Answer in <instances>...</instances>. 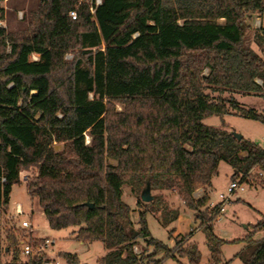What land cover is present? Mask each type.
<instances>
[{
  "label": "trees",
  "instance_id": "obj_1",
  "mask_svg": "<svg viewBox=\"0 0 264 264\" xmlns=\"http://www.w3.org/2000/svg\"><path fill=\"white\" fill-rule=\"evenodd\" d=\"M39 2L24 32L0 27V264L4 251L12 255L9 264L19 259L15 230L6 232L3 246L1 210H9L21 173L32 168L37 175L27 193L38 199L49 227L74 228L78 241L101 243L107 253L98 264H147L155 256L162 259L154 264H202L198 246L189 242L193 233L174 248L152 237L148 215H160L168 227L179 213H169L160 196L143 202L147 187L177 191L205 236L208 264H228L222 260L228 242L214 232L220 207H209L206 190L222 162L233 168V180L244 184L259 170L264 182V149L239 142L224 121L221 128L203 121L234 111L264 123V115L234 98L264 97V29L256 34L262 55L246 46L264 0H102L95 15L80 0ZM55 144L63 150L56 152ZM130 182L146 207L134 236L123 201ZM199 190L204 193L196 198ZM263 228L261 221L243 240L235 257L242 264H264V238L253 240ZM139 240L153 247L151 256L135 253ZM61 256L80 264L76 255Z\"/></svg>",
  "mask_w": 264,
  "mask_h": 264
},
{
  "label": "rangeland",
  "instance_id": "obj_2",
  "mask_svg": "<svg viewBox=\"0 0 264 264\" xmlns=\"http://www.w3.org/2000/svg\"><path fill=\"white\" fill-rule=\"evenodd\" d=\"M39 0H4L2 6L5 9V19L1 26L4 27L8 33L16 34L24 32L29 26L31 13L35 12L39 8ZM252 27L246 35V46L250 47L257 53H261V48L256 43V34H258L257 19L253 20ZM264 28V18H263ZM259 53V54H260ZM262 54V53H261ZM74 58L73 54L66 56V61L70 62ZM38 56H32V60H37ZM210 92V91H209ZM213 97L221 96L223 98H229L227 93L210 92ZM234 98L239 104L248 110H254L259 115H264V97L260 95H234ZM116 111L121 112L122 106L116 105ZM225 116L223 120L219 117H210L203 121L204 125L213 128H221L223 121L226 124V129L229 132L240 133L246 140H249L261 148L264 149V123L247 119L245 117ZM91 138L86 136V143L89 144ZM54 150L59 152L63 150V144H55ZM115 163L114 161H110ZM37 175L35 168L29 171H23L21 173V184L16 185L13 188L11 194V202L9 210L3 212L1 210L2 218V238L3 246L6 244V232L8 230H15L18 236L19 242L21 240H33L35 237L33 232L39 234L43 238H49L54 240L55 244L51 249L50 254L54 256L58 264H68L62 254L76 255L80 264H98L99 260L105 256L107 251L103 245L99 242L95 243H82L75 239V229L68 228L60 231L52 230L49 227L48 221L43 213V210L39 206L38 199H31L27 193L28 183ZM234 175L233 168L225 162H222L219 167V173L214 177L212 181V187L207 189L210 193L212 201L209 205L217 204L219 200V194L226 193L229 185L236 180H241L239 177L233 180ZM252 179L244 182V191H238V193L231 197V203L225 208V212L221 214L219 219L215 222L214 232L215 234L228 242V244L222 247V260L228 262V264H242L239 259H236V255L246 246V242L243 240L253 232V227L259 222H264V182L261 179V173L259 170L253 171ZM132 182L124 187L123 201L130 207L132 229L131 234L134 236L140 229L138 224L139 215L146 209L145 206L139 204V197L132 192ZM153 197L160 196L163 199L164 204L167 207L169 213L178 212L179 217L175 222H172L168 227L162 225L161 216L158 217L148 215L147 221L149 230L153 238L166 244L169 248H174L176 241L193 233L189 242L195 243L202 257V264H208V258L210 253L206 246L205 236L197 230L199 224L196 222L195 213L186 207L185 202L180 197L177 191H154L151 193ZM20 204L23 208L25 215L21 217L15 216L16 205ZM22 221L30 222L32 231L30 229L24 230L21 228ZM174 229L173 235H169L170 231ZM264 238V228L257 232L253 240L260 241ZM19 250V259L14 264H24V258ZM137 255H143L149 257L153 254V247H148L142 240L137 241L135 246ZM162 259V256L152 257L151 263ZM12 261V255L7 252L2 253V263L9 264ZM164 264H188L185 260L176 262L168 260Z\"/></svg>",
  "mask_w": 264,
  "mask_h": 264
},
{
  "label": "built area",
  "instance_id": "obj_3",
  "mask_svg": "<svg viewBox=\"0 0 264 264\" xmlns=\"http://www.w3.org/2000/svg\"><path fill=\"white\" fill-rule=\"evenodd\" d=\"M81 3L87 4L89 6V10L91 14L95 15L97 8L102 5V0H80L79 5ZM70 16L72 19H76L77 11L70 12ZM1 24L2 22H0V27H2ZM257 25L259 27L260 20H258ZM258 83L261 84V82ZM238 191H244V184L240 183L239 180H236L229 185L225 194L224 193L219 194L220 201L217 204L214 203L210 204L209 207L213 208L215 206H219L220 212L221 214H223L225 212L226 206L232 202L231 197L236 195ZM200 196L201 195H199L198 192L195 194L196 198ZM24 215L25 213L22 207L19 204H17L15 210V216L19 218ZM21 228L24 230L30 229V231L33 232L32 226L28 221H22ZM36 241H41V242L38 243ZM54 244L55 241L50 240L49 238H42V239L33 238V240L31 239L21 240L19 242L18 248L20 249L21 255L24 258V264H34L36 262H39L41 258H42V264H58L54 256L50 254ZM134 251H135V247H134Z\"/></svg>",
  "mask_w": 264,
  "mask_h": 264
},
{
  "label": "water",
  "instance_id": "obj_4",
  "mask_svg": "<svg viewBox=\"0 0 264 264\" xmlns=\"http://www.w3.org/2000/svg\"><path fill=\"white\" fill-rule=\"evenodd\" d=\"M233 136L240 142L244 137L237 132H232ZM141 199L145 203H150L153 200V196L151 195L150 187H147L143 192ZM90 208H93L92 205H88Z\"/></svg>",
  "mask_w": 264,
  "mask_h": 264
},
{
  "label": "crops",
  "instance_id": "obj_5",
  "mask_svg": "<svg viewBox=\"0 0 264 264\" xmlns=\"http://www.w3.org/2000/svg\"><path fill=\"white\" fill-rule=\"evenodd\" d=\"M263 18H264V15H263L262 17H256V18H255V19H257V23H258V20H260V25H259V27L262 28V29H264V28H263ZM255 19H254V20H255ZM252 23H253V22H252ZM252 23H251V26L256 28V26H255V25L253 26ZM259 53H260V52H259ZM261 53H262V50H261ZM261 53H260V54H261ZM261 55H262V54H261ZM203 193H204L203 190H199V191H198V194H199V195H202ZM206 193L208 194V196H209V198H210V201H212V200H211L212 197H211L210 193H208L207 190H206ZM10 202H11V196H10ZM19 205H20V204H19ZM20 206H21V205H20ZM22 209H23V208H22ZM15 210H16V209H15ZM23 211H24V210H23ZM24 213H25V212H24ZM198 231H199V230H197V232H198ZM33 233H34L35 237H37V238H39V239H42V238H43V237L39 236L38 233H36V232H33ZM208 261H210V257L208 258Z\"/></svg>",
  "mask_w": 264,
  "mask_h": 264
}]
</instances>
